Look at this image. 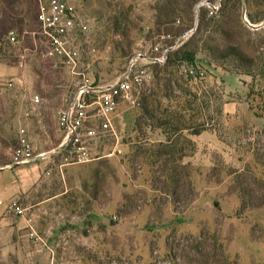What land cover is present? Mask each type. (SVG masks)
<instances>
[{
	"label": "rangeland",
	"instance_id": "1",
	"mask_svg": "<svg viewBox=\"0 0 264 264\" xmlns=\"http://www.w3.org/2000/svg\"><path fill=\"white\" fill-rule=\"evenodd\" d=\"M168 1L76 0L89 29L73 63L40 35L39 0H0V187L30 183L0 194V211L9 201L26 209L0 216V264H189L216 240L229 260L264 264V20L246 22L243 9L248 20L255 6L244 0L225 22L197 11L206 0H179L173 15ZM121 12L116 31L110 20ZM155 46L178 52L173 77L151 67L152 79L117 107L114 132L92 146L93 160L66 164L64 98L85 80L113 83ZM230 48L245 59H222ZM152 94L175 123L193 126L174 136L184 150H157L165 130L140 119ZM21 127L34 157L47 156L16 167Z\"/></svg>",
	"mask_w": 264,
	"mask_h": 264
},
{
	"label": "built area",
	"instance_id": "2",
	"mask_svg": "<svg viewBox=\"0 0 264 264\" xmlns=\"http://www.w3.org/2000/svg\"><path fill=\"white\" fill-rule=\"evenodd\" d=\"M221 8L220 0L201 2L197 11L206 9L210 16H215ZM37 20L40 24V35L49 46L63 57L74 62L79 54L75 47L78 36L88 32L89 25L76 11V0H39ZM193 30L190 31V34ZM189 33L184 38H189ZM7 39L11 43L18 42L17 34L9 32ZM172 47H152L148 52H137L127 65L126 70L111 84L95 86L85 80L73 94L64 98V108L59 113V129L63 133L61 146L65 151L66 164H84L93 160L91 149L95 142L103 136L114 132L112 118L120 102L128 99L130 94L139 90L152 79L151 67L165 66ZM195 79L204 76L200 69H192ZM34 104L40 103L33 98ZM15 164H26L33 157V148L27 130H18V147L14 151ZM0 201V205H4ZM6 212L12 216L25 217L26 209L17 201L6 204Z\"/></svg>",
	"mask_w": 264,
	"mask_h": 264
},
{
	"label": "trees",
	"instance_id": "3",
	"mask_svg": "<svg viewBox=\"0 0 264 264\" xmlns=\"http://www.w3.org/2000/svg\"><path fill=\"white\" fill-rule=\"evenodd\" d=\"M180 1L179 0L178 1L169 0L167 2L168 9L169 7H172L171 10L169 11L166 8V11L169 12L168 13L169 15H173L177 11L179 12L178 3ZM244 2L249 6H251L252 4H254L255 6V12L251 11V13L247 15L249 23L257 24V23L262 22L264 20V10L263 9L261 10V7L264 8L263 7L264 0H244ZM241 6H242V0H222L221 8L219 12L217 13V15L220 13V16L222 17V21L225 22L226 18L228 17V14L231 12L238 11ZM124 20H127V14L123 12H121L116 17L114 16L110 20L113 23V29L118 31L121 28L122 21ZM230 49L231 50L224 52V54H221L222 59H225L227 57H235V59L237 60L245 59L243 54L240 51L236 50V48H230ZM171 53L172 52H170L169 54L166 65L160 67L159 70L161 72H164L163 74L165 76L169 75L170 77H173V74H174L173 69L177 64L178 52H174V54H171ZM192 56H193L192 54H187L186 60L193 64L194 58ZM156 77L157 79L160 78V76L158 75ZM167 80L168 82L170 81L169 79ZM160 92L161 91H158V93ZM152 96H154V94L144 98V102H143L144 104L141 110L140 119H147L151 122V124H156L158 125V127L163 128L165 130L164 133L167 135V141L165 143L158 145L157 150H184L185 148L184 146H182L181 149L178 148V139L176 140L174 136L178 135L180 132L189 131L193 129V126H189L186 123H175L171 119V113L169 112V110L164 109L161 112V105L159 104V102L156 103V100L152 98ZM199 127L200 128L193 130L191 134L199 135L201 134L202 131L205 130L204 123L200 124ZM187 144L192 145V142L188 140ZM17 145H18V136H17ZM167 153L169 152L167 151L166 154ZM11 163H12V160H11ZM189 264H237V262L229 260V257L223 251L222 246L217 245V240H216V242H214L212 246H206L203 251H197V257H194L192 258V260H189Z\"/></svg>",
	"mask_w": 264,
	"mask_h": 264
},
{
	"label": "crops",
	"instance_id": "4",
	"mask_svg": "<svg viewBox=\"0 0 264 264\" xmlns=\"http://www.w3.org/2000/svg\"><path fill=\"white\" fill-rule=\"evenodd\" d=\"M28 166H30L31 167V165H28ZM27 166V167H28ZM32 168V167H31ZM28 185H30V183L29 182H27V184L25 183V184H17V185H15V184H4L3 186H1L0 187V194H1V197L2 198H9V197H13L14 195H16L17 193H19V192H21V191H25V189L26 188H28L29 186ZM28 186V187H27ZM4 202V201H3ZM10 202V201H9ZM8 202V203H9ZM5 203V202H4ZM7 203V204H8ZM1 206V205H0ZM3 213H6L7 215H9V216H12V215H10V214H8L7 212H6V208H3L1 211H0V216L1 215H3ZM6 220V219H5Z\"/></svg>",
	"mask_w": 264,
	"mask_h": 264
},
{
	"label": "water",
	"instance_id": "5",
	"mask_svg": "<svg viewBox=\"0 0 264 264\" xmlns=\"http://www.w3.org/2000/svg\"><path fill=\"white\" fill-rule=\"evenodd\" d=\"M243 18L246 22H248L247 18H246V10L245 8L243 9ZM261 26H257V27H254V28H260ZM64 148V145H62L60 147V149L62 150ZM47 155L46 154H42V155H38V156H35L34 158H32L28 163H35L41 159H43L44 157H46ZM16 167H19V165H22V164H15ZM2 170V169H1Z\"/></svg>",
	"mask_w": 264,
	"mask_h": 264
}]
</instances>
